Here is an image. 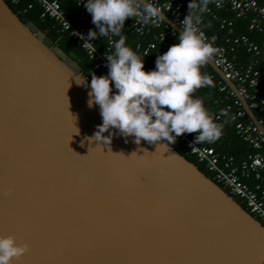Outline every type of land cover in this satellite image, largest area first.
<instances>
[{
  "label": "water",
  "instance_id": "95a60500",
  "mask_svg": "<svg viewBox=\"0 0 264 264\" xmlns=\"http://www.w3.org/2000/svg\"><path fill=\"white\" fill-rule=\"evenodd\" d=\"M90 91L0 0V236L29 246L13 264H264V227L170 146L91 140Z\"/></svg>",
  "mask_w": 264,
  "mask_h": 264
},
{
  "label": "clouds",
  "instance_id": "9594fccd",
  "mask_svg": "<svg viewBox=\"0 0 264 264\" xmlns=\"http://www.w3.org/2000/svg\"><path fill=\"white\" fill-rule=\"evenodd\" d=\"M209 3L190 0L179 42L157 56L154 70L146 71L144 59L126 45L122 30L129 18L145 24L165 21L163 10L152 4L140 5L138 0H87L84 7L98 29L89 30L88 40L118 37L114 53L107 56V75H91L88 106L98 105L103 121L91 140L108 145L118 134L134 137L136 144L146 141L159 145L175 144L185 133H195L196 142L211 143L221 138L223 125L216 122L218 117L194 95L213 85L201 71L218 51L199 28ZM220 115L228 113L221 110ZM106 132L109 135L105 136ZM28 251L29 246L18 244L14 236H0V264H13Z\"/></svg>",
  "mask_w": 264,
  "mask_h": 264
},
{
  "label": "built area",
  "instance_id": "2783aa9c",
  "mask_svg": "<svg viewBox=\"0 0 264 264\" xmlns=\"http://www.w3.org/2000/svg\"><path fill=\"white\" fill-rule=\"evenodd\" d=\"M17 1L11 0L10 3L16 4ZM28 1L26 9L35 4L39 9V19L52 20L56 32L65 33L73 40L91 62L92 70L101 76L107 75V56L113 54L112 47L116 37H101L104 43L102 49L96 46L94 40H88L89 30L85 24L92 22V15L84 7L87 0H73L74 6L78 9L75 17L72 10L60 6L59 0ZM138 2L140 5L152 4L160 7L165 17L182 32V21L188 14L190 0H187L186 8L181 1L138 0ZM226 13L232 17L226 16ZM246 14L249 15L247 30L257 32L261 36L260 45L264 47V4H259L258 0H210L208 10L202 14L199 28L205 34L207 42L218 50L210 61L211 64L219 70L224 80L233 84L248 109L251 112L253 109L257 113L258 117H254L264 128V50L245 35L232 36L233 18L239 19ZM215 27L225 31L221 43L214 32H206ZM129 28L131 33L137 36H145L153 31L149 41L144 45L136 43L133 48L139 57L144 59V65L148 59L155 62L158 55L164 54L170 46L179 42L175 39L178 34L165 21L145 24L132 19ZM237 46L251 57L249 63L241 64L237 61L234 56V48ZM154 69L155 65L152 66V70ZM201 71L213 80V85L206 88H215L219 94L218 103L221 107L215 117L218 119L225 117L232 125L234 134L250 148L251 152L241 160L235 161L232 156L218 154L211 147L200 145L191 134L185 133L177 137L176 141L203 165L215 185L228 196L241 200L246 213L264 227V185L261 183L264 173V137L250 122L239 100L223 80L219 77L216 79L213 73L203 68ZM221 110H226L228 115L221 116Z\"/></svg>",
  "mask_w": 264,
  "mask_h": 264
},
{
  "label": "trees",
  "instance_id": "16d2710c",
  "mask_svg": "<svg viewBox=\"0 0 264 264\" xmlns=\"http://www.w3.org/2000/svg\"><path fill=\"white\" fill-rule=\"evenodd\" d=\"M9 9L16 15V17L22 22L31 21L37 28L40 30L45 36L52 40L54 45H56L67 57L71 58L75 61L81 68L82 77L90 84L91 75L94 73L97 76H101L97 71L92 70L91 62L87 59L84 53L80 50L78 46L75 45L72 39H70L65 33L56 32L55 23L48 19L38 18L39 9L35 4H31L29 9H26V6L29 4L28 0H18L16 4H11V0H3ZM172 1H181L183 7L186 8L187 0H172ZM199 1V0H198ZM60 6L65 9L72 10L74 17L78 12V9L74 6L73 0H59ZM259 4H264V0H258ZM228 17H232L229 14H225ZM249 19V15H245L239 19L233 18L232 24V36L245 35L254 43L260 45L261 36L255 31L247 30V22ZM132 21L131 18L126 20L125 26L122 30V35L125 37L126 45L134 48L136 43H140L144 45L147 41L151 39V35L153 31H151L148 35L145 36H137L131 33L129 24ZM85 26L88 30L97 31L96 26L90 22L86 23ZM207 33L214 32L218 36V42L221 43L223 37L225 36L224 30H218L216 27L214 29L206 30ZM118 37L115 38L117 40ZM178 40V35L175 37ZM96 43V46L99 49H102L104 46L103 40L100 36H97L93 39ZM114 40V41H115ZM261 50H264V47L260 45ZM112 53H114V47H112ZM234 56L238 62L241 64H247L251 61V57L248 54H245L244 50L237 46L234 48ZM155 65V62L151 59H148L145 64V70L151 71L152 66ZM156 66V65H155ZM204 70H207L210 73H213L215 78L218 79V76L208 67V65L203 67ZM195 97L202 99L204 106L214 115L216 116L220 110V105L218 103L219 94L217 93L215 88H201L197 90L194 94ZM253 115L257 118V113L252 109ZM217 123L223 125L222 136L219 140L215 142H198L200 145L211 147L216 153L229 155L234 158L235 161H239L245 157L246 154L250 153V148L242 142L233 131V127L230 123L227 122L225 117L219 118ZM191 136L196 137L195 133H192ZM168 146L174 149L180 156H182L186 161L193 164L204 176L211 179V175L206 171L202 164L198 163L195 158L186 152L185 149L182 148L179 142H175V144H169L165 142ZM261 183L264 185V173L261 177ZM225 192V191H224ZM227 194V193H226ZM242 209L245 210L243 202L238 198L231 197Z\"/></svg>",
  "mask_w": 264,
  "mask_h": 264
},
{
  "label": "rangeland",
  "instance_id": "374dc122",
  "mask_svg": "<svg viewBox=\"0 0 264 264\" xmlns=\"http://www.w3.org/2000/svg\"><path fill=\"white\" fill-rule=\"evenodd\" d=\"M244 210V209H243ZM245 211V210H244Z\"/></svg>",
  "mask_w": 264,
  "mask_h": 264
}]
</instances>
